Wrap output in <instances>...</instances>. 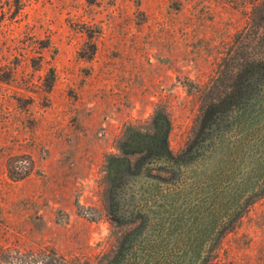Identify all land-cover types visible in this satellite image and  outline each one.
<instances>
[{"label": "rangeland", "instance_id": "obj_1", "mask_svg": "<svg viewBox=\"0 0 264 264\" xmlns=\"http://www.w3.org/2000/svg\"><path fill=\"white\" fill-rule=\"evenodd\" d=\"M233 57L234 75H264L249 68L264 67V0H0V264H109L156 236L121 219L136 178H113L114 160L150 167L135 148L156 141L158 116L182 155L196 88ZM250 190H231L242 216L206 245V264H264V185ZM159 192L140 202L144 220Z\"/></svg>", "mask_w": 264, "mask_h": 264}, {"label": "trees", "instance_id": "obj_2", "mask_svg": "<svg viewBox=\"0 0 264 264\" xmlns=\"http://www.w3.org/2000/svg\"><path fill=\"white\" fill-rule=\"evenodd\" d=\"M236 64L243 65L234 57L224 66L218 63L216 74L196 88L201 99L199 116L182 155H171L170 122L164 116L154 122L156 141L150 148L136 146V154L146 152L142 155L143 164L149 161L146 169L163 170L173 180L151 179L144 168L132 173L127 158L114 160L113 178H136L126 183L128 216L122 212L120 218H141L144 228L158 234L135 236L131 247L122 245L109 264H206V245L242 216L238 214L241 205L236 209L242 194L236 198L231 190L244 192L251 186V196L257 197L264 185V75H234ZM256 67L264 68L254 64L249 68ZM220 77L224 80L219 81ZM225 79L231 80L229 85ZM132 143L136 139L128 142V150ZM182 171L188 174L184 180ZM144 183L149 185L145 188ZM151 188L160 191L164 204L144 220L145 209L140 211L139 204L145 195L152 196Z\"/></svg>", "mask_w": 264, "mask_h": 264}]
</instances>
